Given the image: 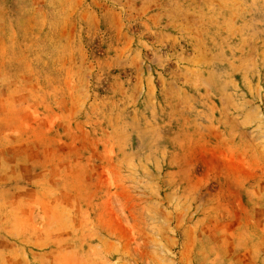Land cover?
Returning a JSON list of instances; mask_svg holds the SVG:
<instances>
[{
	"label": "rangeland",
	"instance_id": "obj_1",
	"mask_svg": "<svg viewBox=\"0 0 264 264\" xmlns=\"http://www.w3.org/2000/svg\"><path fill=\"white\" fill-rule=\"evenodd\" d=\"M0 264H264V0H0Z\"/></svg>",
	"mask_w": 264,
	"mask_h": 264
}]
</instances>
